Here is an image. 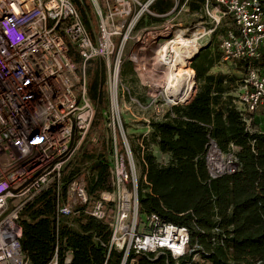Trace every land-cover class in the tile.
Returning a JSON list of instances; mask_svg holds the SVG:
<instances>
[{
  "label": "built area",
  "instance_id": "obj_1",
  "mask_svg": "<svg viewBox=\"0 0 264 264\" xmlns=\"http://www.w3.org/2000/svg\"><path fill=\"white\" fill-rule=\"evenodd\" d=\"M132 1L156 15L150 9L156 0L144 4L140 0H103V7L92 0L93 10L104 8L110 13L98 19L97 31L91 34L72 0H0V264H26L20 213L37 194L55 185L57 215L68 216L70 225L78 215L77 205L88 201L87 170L63 190L66 174L90 136L96 114L88 93L87 62L99 58L107 68L110 107L106 114L108 126L115 128L122 64L116 54L114 37L119 28L114 16L117 10L129 12ZM202 2L213 27L198 32L201 38L211 35L223 20L232 22L221 41L222 58L241 61L245 68L234 103L252 129L254 117L264 113V0ZM72 46L81 61L73 59ZM209 147L215 148L221 160V150L213 140ZM209 150L213 177L235 171V159L226 170ZM127 151L128 146L120 151L114 140L116 190L103 192L89 209L98 219L112 217L110 248L122 252L120 264H139L142 254L169 253L176 259L191 254L186 226L167 222L156 213L141 218L138 183ZM219 162L225 166L221 168ZM60 253L67 262L73 257L66 237L58 232L49 264H58Z\"/></svg>",
  "mask_w": 264,
  "mask_h": 264
},
{
  "label": "trees",
  "instance_id": "obj_2",
  "mask_svg": "<svg viewBox=\"0 0 264 264\" xmlns=\"http://www.w3.org/2000/svg\"><path fill=\"white\" fill-rule=\"evenodd\" d=\"M72 1L85 27L94 34L90 28L92 2ZM190 2L194 9L203 7L202 0ZM172 7L171 0H156L150 9L163 14ZM143 21L144 17L138 25ZM71 55L81 61L73 46ZM221 58V51L212 44L203 47L194 60L195 68L193 61V69L189 67L192 77L195 69L197 72L194 97L188 103L169 106L162 116L150 120V140L168 159L161 161L147 138L146 148L136 147L143 155L144 172L138 185L140 216L156 213L167 222L186 226L193 248L191 254L179 259L169 253L158 257L142 254L139 264H198L197 254L205 259L203 264H264V115H256L252 129L247 127L234 103V91L245 78V68L239 61L240 73L212 72ZM105 69L99 58L87 62L88 93L96 110L92 129L108 121L110 100L102 89ZM106 132L104 146H87V142L81 146L66 174L64 192L73 179L88 171L89 198L77 205L78 215L72 225L68 216L57 215L55 185L23 207L21 242L26 264H49L58 232L66 237V247L73 250L69 262L60 253L58 264H120L122 252L110 248L112 217L98 219L89 213L103 192L116 190L114 138L110 130ZM211 140L223 153L233 155L235 171L211 175L207 159Z\"/></svg>",
  "mask_w": 264,
  "mask_h": 264
},
{
  "label": "rangeland",
  "instance_id": "obj_3",
  "mask_svg": "<svg viewBox=\"0 0 264 264\" xmlns=\"http://www.w3.org/2000/svg\"><path fill=\"white\" fill-rule=\"evenodd\" d=\"M90 1L92 2V0ZM95 1L99 6L103 5V0ZM140 1L143 4L146 2V0ZM171 1L173 3V7L168 11L169 13H156V15H154L147 10H143L139 4L134 3L133 1L132 9L129 12H126L128 10L115 11L116 15L114 16V24L118 26L119 31L118 34L115 35L114 41L117 45L116 54L118 53V55H120L122 64L121 83L119 90L116 92L118 119L115 128L112 126L111 129L108 126V121L106 124L102 125L98 123L97 127L91 130L90 136L82 144L84 145V143L87 142V146L91 144L92 146H97L98 148L104 146L106 144V130H110L114 140L116 139V143L120 151L126 150L128 146L127 160L138 185L144 172L142 161L143 155L136 147L141 146L142 149L146 148V144L144 142L145 138H147L151 143L150 149L161 161L165 162L168 159L165 154L160 152L156 144L150 140L149 127V122L152 118L162 116L166 112L167 108L176 104L175 101H177V99L171 100L172 96L169 95V92L175 90V88L167 86L169 79L162 78L160 75L161 70L154 65L156 61L155 57L158 55L157 57L160 58L161 56L160 52L163 47L160 46L163 44L165 45V43L170 40L179 39V35L186 38H193L196 33H202L213 27V24L206 16L203 7L201 10L194 9L190 0ZM195 1L196 3L194 2L193 4H198L197 0ZM109 13L110 12L104 8L101 11H96V9L93 10L90 27L92 33L97 31L98 19L101 16L106 18ZM150 16H153L156 19L159 18V20L155 21L156 19L151 18ZM143 17V24L139 26L138 23ZM151 19L155 22H151ZM230 25H232L230 19L223 20L211 35L208 34L199 39L198 52H200L203 47L211 44L214 49L221 51L222 38L226 33V27ZM182 46L180 45L179 52L184 51L185 47ZM194 57L190 58L185 65L187 78L190 82L189 96L194 94L193 90L196 85L198 86L196 69L194 70V78L189 70L192 61L193 66L195 64ZM97 61L98 67H100L101 61L98 59ZM227 62L228 61L224 60L218 68L226 70L230 68V66H235V62L238 67L240 65V62L238 61H230V63ZM143 64L148 67H144ZM106 69L105 71L107 75ZM241 87L242 80L239 81V85L236 87L234 94L237 95L241 92ZM164 88L167 89L165 90ZM102 89L109 96V91L105 87V82ZM185 103L186 102L184 101H178L177 104ZM260 110H262V107ZM81 146L77 153L82 149ZM210 152L211 150H209V153ZM220 153V159L226 165V170H228V165H232L234 158L231 154H226L221 151ZM108 209L109 211L112 209V203L109 204ZM141 218L145 219V216H141ZM195 259L198 264H203V262H205V259L200 254H197Z\"/></svg>",
  "mask_w": 264,
  "mask_h": 264
},
{
  "label": "bare ground",
  "instance_id": "obj_4",
  "mask_svg": "<svg viewBox=\"0 0 264 264\" xmlns=\"http://www.w3.org/2000/svg\"><path fill=\"white\" fill-rule=\"evenodd\" d=\"M178 38L179 39L177 40H170L169 42L165 43V45L163 44L162 46H160L163 47L162 51L160 52L161 56L160 58L157 57L158 55L155 57L156 61L154 65L161 70L160 75L162 76V78L169 79L167 86L175 88V90L169 92V95L172 96L171 100L180 99V101H184L189 96L190 86L185 65L190 60V58L194 57L198 53V40L201 39V37L196 33L193 38L182 37V35H179ZM180 45H183L182 47H185L183 52H179ZM143 66L148 67L144 64ZM167 88L164 89L166 90ZM210 156L215 162H218L217 160H219V155L217 154V151L214 147L211 150ZM218 166H221V168H223L225 165H223L222 162H219Z\"/></svg>",
  "mask_w": 264,
  "mask_h": 264
},
{
  "label": "crops",
  "instance_id": "obj_5",
  "mask_svg": "<svg viewBox=\"0 0 264 264\" xmlns=\"http://www.w3.org/2000/svg\"><path fill=\"white\" fill-rule=\"evenodd\" d=\"M223 61H224V59L223 58H221V60L212 68V72H232V73H240L241 71L240 70H238V67H237V63L235 62V66H230V68H228V69H226V70H224L223 68H218L219 67V65H221L222 63H223ZM225 61H227V60H225ZM239 62V61H238ZM227 63H230V61H228ZM262 115H264L263 113H261ZM264 117V116H263Z\"/></svg>",
  "mask_w": 264,
  "mask_h": 264
},
{
  "label": "water",
  "instance_id": "obj_6",
  "mask_svg": "<svg viewBox=\"0 0 264 264\" xmlns=\"http://www.w3.org/2000/svg\"><path fill=\"white\" fill-rule=\"evenodd\" d=\"M198 55H199V52L195 55L194 60L198 57ZM196 91H197V85H196L195 88H194V95H195ZM194 95H193V97H194ZM193 97H190L189 99L184 100V102L188 103L189 101H191V99H192ZM178 101H180V99H177V101H175V102L178 103Z\"/></svg>",
  "mask_w": 264,
  "mask_h": 264
}]
</instances>
